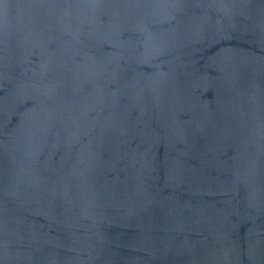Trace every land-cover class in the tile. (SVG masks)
Wrapping results in <instances>:
<instances>
[{
  "label": "water",
  "instance_id": "95a60500",
  "mask_svg": "<svg viewBox=\"0 0 264 264\" xmlns=\"http://www.w3.org/2000/svg\"><path fill=\"white\" fill-rule=\"evenodd\" d=\"M0 264H264V0H0Z\"/></svg>",
  "mask_w": 264,
  "mask_h": 264
}]
</instances>
